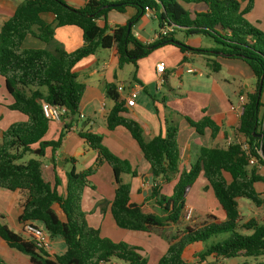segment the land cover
Wrapping results in <instances>:
<instances>
[{"label":"trees","instance_id":"trees-1","mask_svg":"<svg viewBox=\"0 0 264 264\" xmlns=\"http://www.w3.org/2000/svg\"><path fill=\"white\" fill-rule=\"evenodd\" d=\"M199 2L204 5L202 10L190 11L182 6V3ZM252 6L253 0H246L243 8L238 0H86L79 8L63 0L19 2L13 14L0 24V88L3 86L12 98L7 107L24 114L26 119L11 122L1 132L0 188L19 192L15 216L21 228L27 223L40 225L51 237H60L65 250L51 256L30 237L1 221L0 240L26 255L31 264H109L112 259L127 264H148L140 247L102 236L99 228L86 222L81 209L83 189L89 176L101 163H106L114 180L109 211L116 226L128 231L155 232L168 243L156 264H190L183 257L188 245L220 233H228V237L197 253L199 263L210 256L214 261L208 264H224L221 259L264 255V224H259L255 217L243 222L237 202L238 198H246L257 207L264 204L262 193L254 187L255 182H264V176L255 167L264 166V137L253 135L264 134L259 116L262 104L257 94L261 78L264 86V30L245 17ZM127 7L134 8L136 14L126 24L109 28L107 13L124 12ZM145 7L152 10L157 21V37L153 42L137 38L131 30L127 32V24L143 16ZM42 13H51L55 24L45 22ZM98 20L104 24L99 25ZM65 25L76 26L82 32L83 43L73 51L22 46L27 35L49 43L55 26ZM166 28L169 30L165 34L159 33ZM177 33L208 38L215 47L190 48L175 38ZM165 44L176 46L182 53L219 54L248 64L255 79V90L246 95L236 126V131L248 144V151L242 150L235 141L225 147H201L196 160L187 169L179 170L181 148L177 141V124L168 121L164 135L159 133L146 139L140 123L124 115L127 105L117 92V86L106 83L105 94L113 102L105 116L106 127L109 130L123 128L137 143L154 184L146 199H154L158 212L131 198L130 184L123 182L120 175L136 176L137 170L103 145L100 135L90 131H80L79 136L96 152L95 161L80 172L68 171L65 193H60V179L56 174L53 181L45 178L40 157L47 147L54 152L60 146L65 130L57 140L43 139L50 121L44 117L40 101L63 105L67 114L75 115L85 89L73 70L80 60L99 48L113 47L118 68L127 63L136 66L138 59ZM218 68L215 63L213 70ZM186 120L198 134L208 128L211 138L220 130L207 116L198 121ZM35 148L39 150L38 156L22 161L23 156L28 152L33 154ZM250 158H254L253 163ZM176 173L178 177L171 194L161 193V185L171 182ZM200 175L206 180L224 218L218 221L216 216L208 214L195 226L185 225L169 233L167 229L183 219L186 195ZM0 264H5L1 258Z\"/></svg>","mask_w":264,"mask_h":264},{"label":"crops","instance_id":"crops-1","mask_svg":"<svg viewBox=\"0 0 264 264\" xmlns=\"http://www.w3.org/2000/svg\"><path fill=\"white\" fill-rule=\"evenodd\" d=\"M21 1L0 0V24L13 14L16 5ZM63 1L72 7L79 8L84 5L86 0ZM238 1H240V6L243 8L246 0ZM203 8L204 5L199 2L189 3L186 9L195 11ZM135 14L136 10L132 7H127L124 12L111 10L107 13L106 23L109 28L126 24ZM41 17L45 22L55 24L54 16L51 13H42ZM141 17L154 18L145 14ZM245 17L256 27L264 30V0H253L252 9ZM97 22L99 25L104 24L102 20ZM139 27L141 25L138 24V30L133 32V24H130V30L137 38L145 42L156 40L158 28H151L150 32L144 34V31H140ZM175 38L194 49H212L215 47L210 39L201 36L186 37L183 33H177ZM82 43L80 28L65 25L55 26L53 39L49 43H44L32 35H27L22 46L26 48H47L49 50L60 47L70 52L81 46ZM106 50L100 51L98 49L94 54L83 58L74 66L76 79L84 84L85 89L77 113L75 115L67 114L59 122L52 121V133L48 132L50 129L48 127L43 137L44 140H55L60 132L64 130L65 134L62 137L60 146L54 152L51 151L50 147L45 149L43 157L40 158L42 171L49 181H53L56 174L60 179L58 190L62 194L65 193L66 173L71 169L80 172L91 166L96 158V152L86 145L79 136V132L90 131L96 133L102 137L103 145L121 159L127 160L131 167L137 170L136 176L128 173L120 175L123 182L130 184L131 198L136 203H144V205L158 212L154 206V199H146L149 196L147 190L150 188L148 177H152V175L137 143L123 128L116 127L109 130L106 127L105 116L112 107L113 102L105 94V84L114 83L116 86L123 84L124 89L119 93L120 97L123 98L127 96L129 89H138L134 104L126 106L124 115L140 123L146 139H150L159 133L164 135L168 121L177 124V141L181 148L179 170H182L187 169L196 160L201 147H225L228 143L244 140L242 134L236 131L239 111L232 107L236 106L239 97L245 99L248 93L254 92L255 79L248 64L241 59L228 58L219 54L208 56L192 51L182 53L172 44H165L152 50L147 56L138 59L136 66L127 63L121 68L117 66V56L113 47ZM158 62L165 64V69L161 75L155 69ZM215 63L219 65L218 70H213ZM188 67H191L194 71L187 72ZM172 77L177 79L176 84L173 83L174 79ZM2 90L4 93H0V135L11 123L8 122L5 126L1 124L3 114L6 110H10L7 106L12 102L11 96L5 92L4 87L0 88V91ZM260 102L262 106L260 107L259 116H262L261 129L264 131V86L261 89ZM11 111L17 112L15 117L18 120L16 121L26 119L24 114L15 110ZM204 116L209 117L220 127L214 138L210 137L208 128H205L202 134H198L186 120L188 118L192 121H198ZM78 165H81L80 168H78ZM255 167L258 173L264 176V166L255 165ZM177 177L178 174L176 173L171 182L163 183L160 192L170 195ZM88 179L89 182L84 187L81 198V209L88 225L99 228L102 236L115 242L123 241L129 245L140 247V253L147 258V263L149 257L152 256L155 261L154 264H156L167 249L166 239L162 237L166 245L163 241H156L157 238L151 242L150 246L140 241L138 237L135 238V236H140L139 234L144 236L147 234L149 237L150 233H132L136 231L121 229L116 226L111 217L109 205L114 189L111 168L106 163H101L95 173L89 176ZM254 187L262 193L264 199V182H255ZM192 188H196L195 195L199 199L202 198L203 201L211 198L213 194L201 175L197 177L188 193ZM3 190H0V221L6 223L12 230L26 236L15 216V207L20 196L19 192ZM187 195L185 206L191 207L192 211L196 212L197 208L187 202ZM259 208L264 211V204ZM201 212L205 217L208 214L214 215L208 210L207 206H204ZM57 238L51 237V245L48 250L51 256L60 254L65 250L62 239ZM2 248L7 250L15 260H11L10 264H31L26 255L9 249L0 240V249ZM210 260V258H207V261L201 264H207ZM220 262L226 264V258L221 259ZM109 264L124 263L118 259H112Z\"/></svg>","mask_w":264,"mask_h":264},{"label":"rangeland","instance_id":"rangeland-1","mask_svg":"<svg viewBox=\"0 0 264 264\" xmlns=\"http://www.w3.org/2000/svg\"><path fill=\"white\" fill-rule=\"evenodd\" d=\"M188 5L189 4H187V3H182V6L185 7V8H187ZM138 24L141 25V27H139V28H140V31H142V32L144 31V34L150 32L151 28H156V29L158 28L157 27V21H156L155 18L151 19V18L140 17L138 20H136L133 23V28H132L133 32L135 30H138ZM106 49L107 48H99L100 51H107ZM194 65H195V63H194ZM173 79H174L173 83L176 84L177 79L176 78H173ZM0 93L3 94L4 93L3 90L0 91ZM0 99H1V95H0ZM16 115H17V112H14V111H11V110H6L4 112V114H3V119H2L1 124H3L5 126L8 122L10 123V122L18 120L15 117ZM48 127L50 128L48 130V132L52 133V122L51 121L49 122ZM59 135L57 136V138L55 140H57L59 138ZM37 149L38 148H35L33 154H30L29 152L26 153L23 156L22 161H24V160H26L27 158H30V157H37L38 153L35 152ZM42 157H40V158H42ZM80 166L81 165H78V168H80ZM199 182H200V180H199ZM2 189H4V188H1L0 190H2ZM195 190H196V188H192V190L188 193L187 202L189 204L194 205L197 208V211L196 212L192 211L191 216H190L189 219L183 218L177 225L168 228L167 231L169 233H174L177 230H181L185 225H193V226H195V225L198 224L197 221L201 222L200 220H202L205 217L204 215H202V212H201V210L204 209V206L208 207V210L210 212H212L214 214V216H216L218 218V221H221L224 218L223 214H222V210L218 206L215 198L213 197V194H212L211 198H209L208 200L205 199L203 201L202 198L199 199L195 195ZM3 191H7V190L4 189ZM237 202H238V209H239V212H240V214L242 216V221L243 222L246 221L247 219L251 218V217H255V218H257V222L259 224H264V211H263V209L255 206L251 201H249L246 198H238ZM132 233H142V232L136 231V232H132ZM139 235L140 236H135V238L138 237L140 239V241H143V243L149 244L150 246L152 244L151 242L154 241L157 238L158 239L156 241H163L164 240L162 237L158 236V234H156L155 232L154 233L153 232L150 233L149 237L147 236V234H145V236L143 234H139ZM227 237H228V233H220V234L213 235V236L209 237L205 241L189 244L188 247L183 252V257L190 264H196V263L201 264V263L198 262L197 253L205 250V248L207 246H209L211 243L216 242L218 240L225 239ZM57 239L61 240L60 237H58ZM164 243L166 245V242H164ZM10 251H12V250H10ZM0 255H1L2 261L6 262L7 264H10L11 260L15 261L12 258V255L10 253H8L7 250H3V248L0 249ZM208 258H210L211 259L210 262L213 263L214 259L211 256L208 257ZM154 262H155L154 258L152 256H150L149 259H148V264H154ZM122 263L127 264V263H125L123 261H122ZM226 264H264V255H259L258 257H255V258H253V257L226 258Z\"/></svg>","mask_w":264,"mask_h":264},{"label":"built area","instance_id":"built-area-1","mask_svg":"<svg viewBox=\"0 0 264 264\" xmlns=\"http://www.w3.org/2000/svg\"><path fill=\"white\" fill-rule=\"evenodd\" d=\"M145 15L146 16H152V10L148 7H145ZM169 29H160L159 33L160 34H165ZM157 37V34H156ZM156 72L161 75L165 69V64L163 62H158L156 64ZM187 72H193L194 69L191 67H188ZM124 89L123 84H119L117 86V92L120 93ZM138 93L137 88H131L129 89L127 96L124 98L125 103L127 106H132L134 104L135 97ZM245 99L243 97L238 98V103L236 106L232 107L233 109H237L240 112L241 106L244 103ZM41 107H42V112L43 115L46 119L49 121L53 122H59L63 119L65 115H67V109L63 105H58V104H52L48 103L44 100L40 101ZM262 121V116H260V125ZM242 150L248 151V144L246 141H239ZM229 144V143H228ZM254 158H250V162L253 163ZM192 213V208L191 207H185L184 210V216L183 218L189 219ZM23 232L25 233L26 236L30 237L35 245L43 250L48 251L51 245V236L43 229L42 226L34 224V223H27L23 226L22 228Z\"/></svg>","mask_w":264,"mask_h":264},{"label":"water","instance_id":"water-1","mask_svg":"<svg viewBox=\"0 0 264 264\" xmlns=\"http://www.w3.org/2000/svg\"><path fill=\"white\" fill-rule=\"evenodd\" d=\"M129 31H130V23L127 24V32H129ZM262 85H263V82H262V78H261L259 81V87L257 89L258 97L260 96ZM253 135H255L257 137H264V134H259V133H254ZM35 152L39 153V150L37 149ZM148 183L150 184V188L147 190V193L150 195L153 188H154V184L152 182V177H148Z\"/></svg>","mask_w":264,"mask_h":264}]
</instances>
